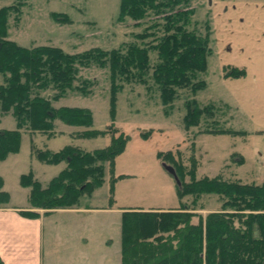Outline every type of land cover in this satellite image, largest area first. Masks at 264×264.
<instances>
[{"label":"rangeland","instance_id":"374dc122","mask_svg":"<svg viewBox=\"0 0 264 264\" xmlns=\"http://www.w3.org/2000/svg\"><path fill=\"white\" fill-rule=\"evenodd\" d=\"M121 1L0 0V9L20 7L8 19V39L20 46L47 45L78 54L93 48H120L142 31L144 26H136L129 16L122 17ZM188 8L194 11L192 18L199 32L210 33L211 49L202 75L206 88L191 98L199 108L217 107L213 120L220 122V132H203L202 125L186 127L185 91L166 112L156 88L147 90L141 84L125 83L115 96L112 113L109 70L79 67L76 85L89 80L93 84L90 93L72 89L52 104L56 108L90 110L91 127L69 126L56 120L53 137L23 130L19 153L0 162L2 190L10 197L9 203L0 208L12 204L27 206L25 212L46 213L28 201L29 188L21 186V177L33 173L46 187L66 168V162L42 163L33 154L34 147L55 152L67 146L85 152L103 150L111 144L112 135L83 138L79 132L105 131L113 125L127 140L114 167L105 164L103 184L80 196L75 208H81L82 213L45 215V246L52 251L47 253L45 264H121L124 211L173 209L182 202L189 205L191 197L179 196L176 180L164 168V164L175 168L172 161L163 163L160 158L168 152L177 158L182 154L186 166L190 165L189 158L196 157V179L221 175L244 183L264 181V0H191ZM226 68L245 70V75L227 77ZM47 94L54 92L47 90L43 95ZM207 123L205 120L201 124ZM16 128L15 117L2 114L0 109V131ZM183 178L190 181L189 175ZM221 204L214 195H204L193 211L205 216L220 209ZM72 226L76 228L74 237L80 233L82 239L69 241Z\"/></svg>","mask_w":264,"mask_h":264},{"label":"trees","instance_id":"16d2710c","mask_svg":"<svg viewBox=\"0 0 264 264\" xmlns=\"http://www.w3.org/2000/svg\"><path fill=\"white\" fill-rule=\"evenodd\" d=\"M190 1L122 0V17L129 16L136 26H144L142 31L120 48H93L78 54L47 45L25 48L8 39V19L19 6L1 8L0 76L4 83L0 84V109L2 114L15 117L17 128L0 131V162L19 153L24 131L53 137L56 120L69 126L91 127L90 110L56 108L52 104L72 89L90 93L93 84L89 80L76 85L79 67L109 70L112 113L115 96L125 83L141 84L147 90L156 88L166 112L173 109V103L185 91L186 127L202 125L203 132H220V122L213 120L217 107L199 108L191 98L206 88L202 75L207 70L211 49L210 33L199 32L198 23L192 18L194 11L188 8ZM225 70L227 77L245 75V70L238 68ZM47 90L54 94L43 95ZM205 120L210 123L201 124ZM79 133L83 138L110 134L112 141L107 148L94 152L73 146L55 152L33 145V154L40 162H66V168L46 187L33 173L21 177V186L29 188L27 197L31 205L45 212L74 208L80 196L103 184L105 164L114 167L127 142L114 125L105 131L87 129ZM181 155L177 158L168 152L160 158L163 163L172 161L180 180L179 184L176 182L177 192L180 197H191V203L182 202L178 208L166 211H124L121 264H264V181L244 183L240 179H223L221 175L196 179L198 159L189 158L190 165L186 166ZM188 175L190 181L184 182L183 176ZM2 187L0 177V207L10 200ZM204 195H214L222 203L221 208L205 216L194 212ZM23 214L39 216L33 212ZM0 264H4L1 259Z\"/></svg>","mask_w":264,"mask_h":264},{"label":"crops","instance_id":"0c3cea01","mask_svg":"<svg viewBox=\"0 0 264 264\" xmlns=\"http://www.w3.org/2000/svg\"><path fill=\"white\" fill-rule=\"evenodd\" d=\"M25 207L11 204L8 207L0 208V259L4 264H45L47 253L52 254V251L45 246V215L53 212L82 213L81 208L74 207L71 209H55L46 213L42 211L39 212V216L29 217L23 214L27 210ZM89 210L91 211V209H85L84 211ZM150 210L166 211L172 209ZM73 219L75 220V218ZM74 228L75 226L71 227V233L68 235L69 241L82 239L80 233L76 234L78 237H74L73 231L76 229ZM85 242L87 244V241ZM71 244L74 245V243Z\"/></svg>","mask_w":264,"mask_h":264},{"label":"water","instance_id":"95a60500","mask_svg":"<svg viewBox=\"0 0 264 264\" xmlns=\"http://www.w3.org/2000/svg\"><path fill=\"white\" fill-rule=\"evenodd\" d=\"M164 167H165V169H166L171 175L174 176V178L176 179L177 183L179 184L180 181H179V179H178V177H177V175H176V171H175V169H174L172 166H170V165H166V164H164Z\"/></svg>","mask_w":264,"mask_h":264}]
</instances>
